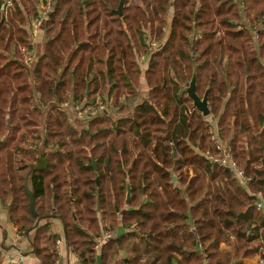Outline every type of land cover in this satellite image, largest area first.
<instances>
[{
    "label": "trees",
    "instance_id": "1",
    "mask_svg": "<svg viewBox=\"0 0 264 264\" xmlns=\"http://www.w3.org/2000/svg\"><path fill=\"white\" fill-rule=\"evenodd\" d=\"M7 1L13 14L3 11ZM237 1H244L252 25H264V0H126L122 17L115 13L120 0H57L44 24L46 46L31 71L20 48L33 49L27 25L39 17L38 8L33 0H0V198L13 199L11 217L21 232L42 218L60 219L80 264H98V256L102 264L264 261V211L253 196L264 193V31L235 28ZM153 42L159 44L155 51ZM148 52L149 91L141 101L138 58ZM194 72L198 96L209 91L220 140L231 144L236 163L252 179L248 190L232 171L212 167L205 157L211 122L182 87ZM107 86L118 97L127 90V106H134L121 138L107 142L111 120L100 117L81 135L53 103L69 93L78 105L97 104L96 93ZM114 131L120 134L119 127ZM31 134L38 141L46 137L45 146L57 144L62 134L73 149L51 151L45 162L39 144L24 147ZM127 180L132 199L120 220L113 200L122 211ZM97 201L102 220L107 217L104 231H128L104 241L99 251L96 239L104 231ZM48 233L49 226L38 229L45 244L37 245V254L42 264H57L58 238ZM224 245L231 250L223 251Z\"/></svg>",
    "mask_w": 264,
    "mask_h": 264
},
{
    "label": "crops",
    "instance_id": "2",
    "mask_svg": "<svg viewBox=\"0 0 264 264\" xmlns=\"http://www.w3.org/2000/svg\"><path fill=\"white\" fill-rule=\"evenodd\" d=\"M50 1L54 9V6L57 0H50ZM33 4L34 5L36 4V7L38 8V11H39V4L36 3L35 0H33ZM3 11L10 12L9 9L5 8L4 6H3ZM172 14H173V11H171V17H169V21L172 18ZM27 31L29 32L30 35H32V29L30 28L29 25H27ZM35 34L36 35L32 37V45L34 49L38 50V52L41 51V54H42V51L44 50L43 45L47 42V40H45L44 38V36H46L45 27H43L40 31H38ZM3 54L7 56L10 60L13 59L12 55L7 54L5 52ZM142 56H146L144 57L143 60L141 58V62L144 63L142 65L143 66L145 65L144 67L141 66L142 74H143L142 79L143 81H145L146 79H145L144 72L146 71V68L148 67V61L150 59L147 54H144ZM142 79H141V87H142ZM146 89H147V86H146ZM7 121L9 122L8 116H7ZM208 121H211V120L208 119ZM212 122H213L212 124L216 127L217 123L215 121H212ZM59 156L64 158L63 155H59ZM42 157L45 160V162L50 161V159H48L49 157L48 154L43 155ZM28 185H29V182H28ZM144 201H146L144 198L141 199L142 203ZM12 203H13V199H9L8 202H5L4 200H1L0 198V264H42L41 259L37 254V245L39 243H42V245L45 244L43 243V241H41L42 237H40V241L38 237V229L44 226H49L48 236H51V237L55 236L58 238V242H60L59 246H57L56 244V247H55V250L57 251L58 257H59L57 264H80L78 255L73 251L71 247L68 246L66 242L65 233L63 229V223L60 221V219L56 217L42 218L34 224L35 228L33 230H31L28 233L21 232L17 224H15L12 221L11 211H10L12 207ZM123 214H124L123 211L119 213L120 220L122 219ZM127 232H128L127 230L118 229L116 231V234L113 237L114 239L121 238ZM222 250L225 252H229L231 249L229 246L224 245L222 246ZM127 255H128L127 253L122 252L120 256L122 258H125L127 257ZM238 261L239 260L235 259V262H238ZM260 261H261V258L259 256H256L253 259L243 260V264H260Z\"/></svg>",
    "mask_w": 264,
    "mask_h": 264
},
{
    "label": "rangeland",
    "instance_id": "3",
    "mask_svg": "<svg viewBox=\"0 0 264 264\" xmlns=\"http://www.w3.org/2000/svg\"><path fill=\"white\" fill-rule=\"evenodd\" d=\"M35 2L36 3H38L39 4V2H40V0H35ZM48 2H50V0H48ZM125 2H126V0H125ZM237 3H239L238 4V8H239V5L241 4V2L240 1H237ZM43 6H46V2H45V0H43ZM13 5V4H12ZM125 5V4H124ZM245 8H246V5H245ZM245 8H244V10H240V8H239V11H240V21L239 22H237L236 24H234V26H235V28H237L238 30H243L244 28L245 29H247V30H249L253 35H254V32H255V27H257V24H256V26L253 24H251L248 20H247V16L245 15ZM14 8H11V10H10V13L11 14H13V12H14ZM123 16V15H122ZM122 16H120V17H122ZM169 17H171V16H169ZM163 19H165V21H168V17H165L164 18V16H163ZM244 21V26L241 28V26H239L242 22ZM158 25V23L157 24H155V26H157ZM164 31H166V29H164ZM157 32V31H156ZM198 34V33H197ZM197 34H195V36L197 35ZM219 34V33H218ZM216 35L217 37H219V35ZM149 36V35H148ZM155 36H157V33L155 34ZM201 36L200 35H197V39H196V41L198 40V38H200ZM44 38H45V40H47V37L46 36H44ZM195 38V37H194ZM47 43V42H46ZM46 43L43 45L44 46V48H45V46H46ZM158 43L157 42H153L152 43V49H151V51H155L157 48H158ZM24 47L25 46H23L22 48H20L21 50H20V55L21 56H24V59H25V61H27V59H28V54L31 52V51H28V52H26L25 54H21L22 53V50L24 49ZM33 47V46H32ZM36 51L35 52V54H34V61H33V63H32V66L34 67L35 66V63H36V61L41 57V51L40 52H38V50H36V49H34V47H33V51ZM148 56H149V59H150V55H151V52H148V53H146ZM144 57H146V56H140L139 58H138V62H139V64H140V66H143L142 64H144V63H142L141 62V58H142V60L144 59ZM23 57H21V59H22ZM136 59H137V56H136ZM149 62V61H148ZM145 66V65H144ZM143 66V67H144ZM34 68H31L30 70L32 71ZM141 69H142V67H141ZM145 73V72H144ZM142 75L143 74H141V79H142ZM165 87L167 86L166 85V81H164V84H163ZM146 86H147V89H146ZM188 86H189V84L187 85V87H186V85L183 83L182 84V87H184L185 89V92H186V89L188 88ZM88 90H89V88L87 87V92H88ZM148 91H149V86H148V82H147V80H145V81H143V79H142V87H141V81H140V86H139V89L137 90V92H138V94L136 95L138 98H140L141 96V101H144L145 99H146V97H147V94H148ZM97 94V95H96ZM95 95H96V97L93 99V100H97V105H103L105 108H107V104L109 105V108H110V111H111V115H103V116H101V118H107L108 120H111L110 121V126L108 127V129H111V131H112V134L111 135H109L108 136V138H106L107 139V142L112 138V137H117V138H121L123 135L121 134L122 133V131H126V130H128V127H126V123H125V119H128V118H132V113H133V111H134V106H131V107H128L127 105H128V99L130 98L131 99V97H130V94H129V92L127 91V90H124V92L118 97V95L114 92H112L111 91V86H107V91L105 92V93H103V91H99V92H97ZM67 96V97H66ZM68 98L67 100H66V98ZM63 98H65L64 100H60V99H56L53 103H55V105L56 106H58L59 107V109L60 110H62V111H65V112H67L68 113V115H67V118H68V123H69V125L71 126V127H73V129H75V130H77L81 135L82 134H84V133H87V132H89L90 130H91V127H90V124H89V122L88 123H83L80 119H78V115H77V112L74 110V109H69V110H65V109H62L61 108V106H62V104L63 103H65V102H69V101H71V100H73L75 103H76V100H75V96L73 95V94H69V93H67V94H65L64 95V97ZM191 101V100H190ZM130 102H131V100H130ZM191 103H192V101H191ZM77 104V103H76ZM84 104H86V103H84ZM84 104H81V105H78L77 104V106H82V105H84ZM94 104V103H93ZM192 106H193V103H192ZM194 108V107H193ZM189 109V111L192 113V109H190V107L188 108ZM195 109V108H194ZM45 111H46V109H44ZM196 110V109H195ZM45 111H44V113H45ZM197 111V110H196ZM210 111H211V108H210ZM198 112V111H197ZM199 113V112H198ZM200 114V113H199ZM201 115V114H200ZM205 119H210L211 121H213L212 120V115H211V112H210V115L207 117V118H205ZM117 127H119V133L120 134H118V133H116L114 130L117 128ZM105 128H107V125L105 126ZM36 137V135H33V134H31L30 135V137H29V141L30 142H28V143H26V145H24V147L26 148V149H31V150H34V145L35 144H39L40 145V150H43L44 151V153H45V155L46 154H48V153H50L51 151H55V150H60V151H62L63 153H66V152H68V151H71L72 149H73V145L69 142V140L66 138V137H64V136H62V134L57 138V144H55V145H47V146H45V144H46V137L44 138V137H42V139L41 140H39L38 141V139H36L35 138ZM68 163L69 162H67V164L66 165H68ZM96 164V163H95ZM96 167H97V165H96ZM106 168H107V166H106ZM123 171H128V169H127V167L126 166H124L123 168ZM169 172L171 173V172H173V174L175 175V172H174V169L172 168V169H170L169 170ZM106 173H107V171H106ZM176 176V175H175ZM177 178V177H176ZM248 178H250V177H248ZM251 179V178H250ZM96 180H97V182L98 183H96ZM99 177L97 176L96 178H95V184L96 185H99ZM252 180V179H251ZM69 182L70 183H73V178L71 177V178H69ZM130 183V181L129 180H127V183ZM107 184V183H106ZM120 184V182H118L117 183V185H119ZM131 184V183H130ZM177 185L178 184V180H177V182L176 183H173L172 182V185ZM127 185V184H126ZM132 187V186H131ZM106 191H107V185H106ZM126 193H127V188H126V190H125V194H124V198H123V203H124V208H123V212L124 211H126V209H128V206L129 205H126L125 204V201H126ZM259 193H262V197H263V199H264V193L263 192H257V193H255V194H253V196L255 197V199H256V197L258 196V194ZM10 199H12V198H10ZM131 199H132V197H131ZM53 203V202H52ZM51 203V204H52ZM113 204H114V207L115 206H117V204H116V201L115 200H113ZM130 204H131V202H130ZM97 207H96V211H97V213H99L100 214V216H101V221H100V227H101V229L104 231V228H103V221L105 222L106 221V224H107V217L105 218V220L103 219L102 220V216H103V214L101 213V207H100V202L99 201H97V205H96ZM118 207V206H117ZM118 209H119V207H118ZM116 210V209H115ZM121 211H120V209H119V213H120ZM71 213H72V216L74 217L75 216V218H76V220H75V222L77 223V217H76V214H75V208L74 207H72V209H71ZM117 213V212H116ZM119 213H117V214H119ZM74 220V219H73ZM109 220V219H108ZM192 229V228H191ZM111 234H113V233H109V232H107V231H104V233H103V236L101 237V238H98V239H96V241H97V246H98V243L104 238V237H107L108 235H111ZM96 246V247H97ZM264 263V261L261 259V261H260V264H263Z\"/></svg>",
    "mask_w": 264,
    "mask_h": 264
},
{
    "label": "built area",
    "instance_id": "4",
    "mask_svg": "<svg viewBox=\"0 0 264 264\" xmlns=\"http://www.w3.org/2000/svg\"><path fill=\"white\" fill-rule=\"evenodd\" d=\"M46 6H43V0H40L39 2V17L35 18L30 23V28L32 29L33 36H35L38 31H40L43 27L45 22L48 20L49 14L52 12L53 5L48 2V0H45ZM6 8L11 9L13 8L12 2L7 1L6 2ZM240 10H244L245 4L244 1L241 2L239 5ZM241 28L244 26V21L239 25ZM257 28L259 32L262 30L264 31V25L261 26V24L257 25L255 27L254 35H256ZM33 46V45H32ZM27 51L25 49L22 50V54H25ZM35 50H31V52L28 54V59L26 61V64L28 65L29 69L34 68L32 66V63L34 61V54ZM62 109L69 110L74 109L77 112L78 119H80L83 123L93 122L97 118H101L103 115H111V111L109 108V105L107 104V108H105L103 105H97V104H84L82 106H77V104L71 100L69 102H65L61 106ZM211 122V130H210V141L212 143V147L209 148L206 153L205 157L210 163L212 167H218L222 169H229L232 171L235 175V177L239 180L241 185L247 189L248 184L250 181H252L250 178H248L244 172L243 169L239 167V165L236 163L235 158L233 156V150L230 143H224L220 140V137L218 136L217 131L213 127V122ZM248 190V189H247ZM258 211L263 212L264 211V199L262 197V193H259L256 197L255 204ZM113 236L108 235L107 237H104L96 247V250L99 251L100 246L102 243ZM60 242H57V246H59Z\"/></svg>",
    "mask_w": 264,
    "mask_h": 264
},
{
    "label": "water",
    "instance_id": "5",
    "mask_svg": "<svg viewBox=\"0 0 264 264\" xmlns=\"http://www.w3.org/2000/svg\"><path fill=\"white\" fill-rule=\"evenodd\" d=\"M124 4H125V0H120V4L118 6V9L115 11V13L119 16L123 15V8H124ZM186 94L188 96V98L192 101L193 103V107L204 117L207 118L210 115V108H209V91L207 90L205 92V95L203 96V98L199 97L197 94V73L194 72L191 81L189 82V86L186 89ZM92 164L95 168V170L97 171V167L94 161H92ZM172 175V179H173V183L177 182V178L176 176L173 174V172H171ZM96 183L97 180H96ZM26 192L27 195L30 198V208H31V212L33 213V215L35 217H37V213L35 211V201H34V197H33V193L32 191L29 189V185H28V181L26 183ZM127 193H126V205H130L131 202V197H132V187L131 184L128 182L127 183ZM116 212L119 213V209L117 206H115ZM76 220L75 216H74V221ZM97 262L98 264H102L101 261V256H98L97 258Z\"/></svg>",
    "mask_w": 264,
    "mask_h": 264
}]
</instances>
